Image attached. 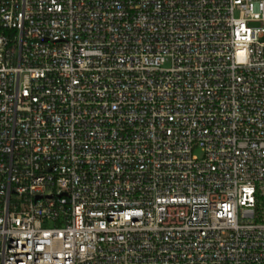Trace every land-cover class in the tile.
<instances>
[{"label":"built area","instance_id":"2783aa9c","mask_svg":"<svg viewBox=\"0 0 264 264\" xmlns=\"http://www.w3.org/2000/svg\"><path fill=\"white\" fill-rule=\"evenodd\" d=\"M0 264H264V0H0Z\"/></svg>","mask_w":264,"mask_h":264}]
</instances>
